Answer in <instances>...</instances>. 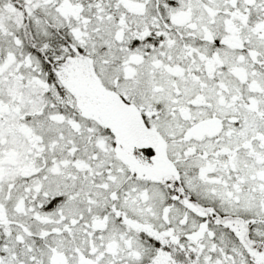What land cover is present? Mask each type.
<instances>
[{
	"label": "snow or ice",
	"instance_id": "obj_1",
	"mask_svg": "<svg viewBox=\"0 0 264 264\" xmlns=\"http://www.w3.org/2000/svg\"><path fill=\"white\" fill-rule=\"evenodd\" d=\"M0 264H264V0H0Z\"/></svg>",
	"mask_w": 264,
	"mask_h": 264
}]
</instances>
